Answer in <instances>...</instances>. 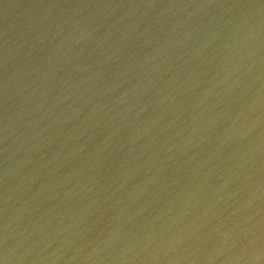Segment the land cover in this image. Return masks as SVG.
<instances>
[{"label": "water", "instance_id": "water-1", "mask_svg": "<svg viewBox=\"0 0 264 264\" xmlns=\"http://www.w3.org/2000/svg\"><path fill=\"white\" fill-rule=\"evenodd\" d=\"M0 264H264V0H0Z\"/></svg>", "mask_w": 264, "mask_h": 264}]
</instances>
